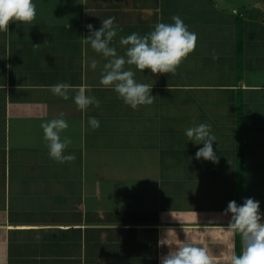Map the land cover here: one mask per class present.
I'll use <instances>...</instances> for the list:
<instances>
[{"label": "crops", "instance_id": "crops-1", "mask_svg": "<svg viewBox=\"0 0 264 264\" xmlns=\"http://www.w3.org/2000/svg\"><path fill=\"white\" fill-rule=\"evenodd\" d=\"M35 2L32 22L0 31V264H159L184 242L229 264L240 234L228 227V202L252 197L264 211V9L231 0ZM173 14L196 46L175 73L132 66L156 97L132 109L100 84L104 61L83 40L86 25L114 17L122 52L120 35ZM61 81L90 88L100 106L81 111L71 96L53 95L49 86ZM60 113L69 122L62 136L73 140L65 151L75 154L63 163L48 155L40 127ZM88 116L100 126H87ZM201 122L212 125L216 161L195 158L203 145L184 134Z\"/></svg>", "mask_w": 264, "mask_h": 264}, {"label": "clouds", "instance_id": "clouds-1", "mask_svg": "<svg viewBox=\"0 0 264 264\" xmlns=\"http://www.w3.org/2000/svg\"><path fill=\"white\" fill-rule=\"evenodd\" d=\"M36 10L35 0H0V31L8 30L10 21L23 24L32 22L36 17ZM114 21L112 16L103 18L99 28H94L89 23L86 25L88 35L82 37L86 44L103 58L99 82L114 91L117 97L132 109L151 105L156 98L151 94L153 83L137 79L132 66L141 71L150 69L154 74L175 73L181 62L194 50L197 34L190 30L179 14H173L171 22L161 20L143 34L133 31L120 35L118 44L120 49H123L121 52L114 43L120 31ZM99 64V60L90 58L88 68L96 70ZM49 87L53 95L65 100L71 96L81 111H86L89 106H100L101 101L92 94L90 88H74L64 81ZM86 123L92 129L100 126L97 116H88ZM40 127L51 158L61 163L75 159L74 153L65 151L73 140L70 136H62V132L69 127L63 113L42 120ZM184 134L187 141L203 145L196 150L195 158L210 161L218 159L213 148V142L217 141V138L210 123H193L184 129ZM260 203L252 197L244 198L242 203L235 200L228 202L224 210L231 213L228 227L239 233L244 243L239 254H231L229 264H264V211H261ZM159 264H214V260L206 248L184 242L162 255Z\"/></svg>", "mask_w": 264, "mask_h": 264}, {"label": "rangeland", "instance_id": "rangeland-1", "mask_svg": "<svg viewBox=\"0 0 264 264\" xmlns=\"http://www.w3.org/2000/svg\"><path fill=\"white\" fill-rule=\"evenodd\" d=\"M231 2L235 3V7H240L242 10L245 9L246 11L256 12L257 9H264V0H231ZM257 8V9H255ZM264 15V11L262 13ZM264 17V16H263Z\"/></svg>", "mask_w": 264, "mask_h": 264}, {"label": "trees", "instance_id": "trees-1", "mask_svg": "<svg viewBox=\"0 0 264 264\" xmlns=\"http://www.w3.org/2000/svg\"><path fill=\"white\" fill-rule=\"evenodd\" d=\"M242 247H243L242 239L240 236H238L236 241V254L240 253Z\"/></svg>", "mask_w": 264, "mask_h": 264}]
</instances>
